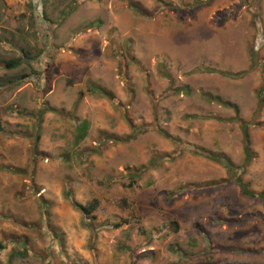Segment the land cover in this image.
Segmentation results:
<instances>
[{"label": "rangeland", "instance_id": "obj_1", "mask_svg": "<svg viewBox=\"0 0 264 264\" xmlns=\"http://www.w3.org/2000/svg\"><path fill=\"white\" fill-rule=\"evenodd\" d=\"M160 2L0 0V264H264V202L191 152L241 168L255 122L237 177L264 191V0Z\"/></svg>", "mask_w": 264, "mask_h": 264}, {"label": "trees", "instance_id": "obj_2", "mask_svg": "<svg viewBox=\"0 0 264 264\" xmlns=\"http://www.w3.org/2000/svg\"><path fill=\"white\" fill-rule=\"evenodd\" d=\"M212 0H210L211 2ZM158 2L161 4L160 0H158ZM205 4H209V1L204 3V4H201L200 6L198 5L196 8H195V11H197L200 7H202L203 5ZM132 8L134 10H136L141 16L143 17H149V18H154L156 16L155 15H149L147 14L146 12L140 10L138 7L136 6H133L132 5ZM173 10H175V8H172ZM178 10H180L178 8ZM22 61H16V62H7L5 63V68L8 69V70H13V69H16L18 68L20 65H21ZM200 73L201 70H196V72L194 73ZM221 74L224 76V77H227V78H230V79H240L243 76V73L241 74H234L232 72H221ZM91 92L93 94H99L103 97H106V98H111V94H109L105 89H103L102 87H94L91 89ZM259 98L260 100L262 99L261 101V108H260V111L263 107V103H264V98H263V94H264V88H262L260 91H259ZM213 99V98H212ZM215 102H217L218 104L220 105H223L225 107H229V105L223 103V101L219 98H215L214 99ZM53 112L57 115H62V116H67L65 115L64 113L62 112H59V111H55L53 110ZM127 117V116H126ZM234 122L240 124V127H241V130H242V133H243V142H244V153H245V163L244 165L241 167V168H237L235 167L228 159H226L224 156L220 155V154H213V153H210L204 149H198V148H194L193 150H191L192 154L196 155V156H202V157H205L206 159L210 160V161H214V162H217L219 164H222L224 165L227 169H228V172L233 176V177H236L234 181L237 182L238 186L241 188L242 190V193L244 196L246 197H249L251 199H254V200H259V201H262L264 202V191L263 192H255L253 190H251L248 186V184H246L243 179H242V176H239L237 177V170L240 169H244L246 167H248L254 160V157H255V154L252 150V144H251V136H250V131H251V128L252 127H257V124L255 122H246L242 119H239V118H235L233 120ZM129 124L131 125V128H132V133L128 136H124V137H115L114 138V141L116 143H122V144H125V143H129V142H132L134 140H136L141 134L143 133H146L149 131V129L145 126L143 127H137L135 126L132 122L129 121ZM162 133V132H161ZM103 136H106V134H103ZM167 138L169 139H173L172 137H170L169 135H165ZM174 143H176L177 145H180V141H173ZM35 152L37 153V150H35ZM176 157V154L171 158L170 157H167V156H162V157H159V158H154L152 159L149 164H148V167H146L144 169V171H141V170H137L135 172H130V175H131V183H130V187H133L137 184L138 182V178H141L142 174L146 171H148L149 168H154L156 167L159 163H162L164 161H166L167 159H171V160H174ZM67 197L72 201L73 203V206H74V209L82 212L86 218H88L89 220V225L88 227L90 229H95L94 228V223L91 222L92 219L94 218H91V216L93 215V213H95V211L98 209V202L97 201H94L92 204L88 205V206H84L78 202H76L73 198V195L72 193H68L67 194ZM116 228H119V226H115ZM132 264H135V261L132 263Z\"/></svg>", "mask_w": 264, "mask_h": 264}]
</instances>
